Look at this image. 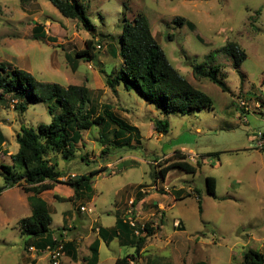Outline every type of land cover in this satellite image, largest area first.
Returning <instances> with one entry per match:
<instances>
[{
	"label": "rangeland",
	"instance_id": "rangeland-1",
	"mask_svg": "<svg viewBox=\"0 0 264 264\" xmlns=\"http://www.w3.org/2000/svg\"><path fill=\"white\" fill-rule=\"evenodd\" d=\"M77 1L90 22L88 30L62 16L49 0H0V62L30 72L40 81L85 84L94 103L109 104L117 116L139 129L138 138L128 145L114 143L109 129L93 126L80 133L73 156L56 160L62 173L99 170L91 178L93 200L74 203L46 195L50 230L55 235L60 231L63 241L70 237L77 243L76 260L64 254L60 264H85L95 227L114 224L116 210L129 197H136L142 186L147 191L144 196L150 197L142 205L137 200L134 204L140 221L155 232L146 239L135 264H240L249 248L264 255V150L250 147L256 132L264 130V115L256 106L264 103V0ZM139 13L148 19L171 64L210 97L211 109L164 114L135 90L119 86L112 92L106 86L99 70L109 72L122 61L108 53L109 44L119 49L122 24ZM175 17L183 19L181 25L173 23ZM35 25L42 29L39 38L32 34ZM91 35L96 58L86 62L74 52ZM229 42L246 53L238 68L223 50ZM195 64L205 69L217 65L218 77L229 91L207 78H195ZM13 98L0 96V131L5 141L0 163H12L6 153L17 151L15 136L22 124L36 127L50 122L44 103L29 104L22 112ZM156 119L168 121L166 134L155 130ZM174 150L183 151L191 163L203 158L202 164L194 175L171 169L153 189L152 174L158 170L153 159L165 165ZM2 173L0 169V264H51L47 251L25 248L27 237L20 233L17 221L31 212L27 193L17 185L3 188ZM208 176L216 181L215 196L206 191ZM65 188L59 186L60 194H65ZM168 194L176 199L169 206L151 202ZM80 205L91 211L80 210ZM174 220H179L177 227ZM101 241L97 264H113L116 257L133 252L117 237L108 244Z\"/></svg>",
	"mask_w": 264,
	"mask_h": 264
},
{
	"label": "trees",
	"instance_id": "trees-1",
	"mask_svg": "<svg viewBox=\"0 0 264 264\" xmlns=\"http://www.w3.org/2000/svg\"><path fill=\"white\" fill-rule=\"evenodd\" d=\"M49 1L65 18L76 20L87 30L90 28L84 7L77 0ZM182 20L180 17H175L173 23L181 25ZM41 32V27L37 25L33 27V37L39 38L41 35L38 33ZM95 42L94 35H91L90 38L85 39L84 47L75 51L74 55L86 62L94 60L96 58ZM109 47L108 53L112 57L122 59L117 66L111 67L109 72H105L103 68L99 70L104 73L105 84L112 92H115L119 86L126 91L135 90L142 98L160 108L164 114L171 112L189 114L194 110L212 108L210 97L194 87L171 64L152 34L145 15L139 13L132 21L123 23L119 49L117 47L115 49L111 44ZM223 50L232 57L234 68H238L246 58L245 51L235 42H229ZM192 73L195 78H207L222 91H229L225 82L218 77L219 67L217 65L205 69L203 64H195L192 66ZM5 94L15 97L11 100L15 101V107L22 112L29 104L42 102L50 115L48 124L40 123L36 127L22 124L20 132L15 136L17 151L9 155L12 163H0V169L3 172L1 177L5 182L3 188L17 185L24 192L31 193L27 198L31 212L17 221L20 233L27 237L23 241L24 246L26 248L32 245L38 250H43L47 245H55L56 241L53 237L57 236L61 239L62 234L58 231L55 235L50 230L51 217L48 204L39 196V193L52 188L55 183H62L73 189V195L70 197L55 195L58 201L68 200L74 203L81 199L90 201L93 195L91 178L99 172V170H94L87 174H78L79 177L76 178L77 175L62 173L58 169L56 160L59 157L69 159L73 156L75 143L80 133L93 126L109 129V132L113 133L114 143L123 142L128 145L138 138V129L117 116L109 104L94 103L90 89L85 84L63 86L54 82L40 81L30 72L17 67L9 68L5 62H0V96ZM154 125L160 134H166L169 130V123L165 119L154 120ZM262 133L264 136V130ZM3 141L4 138L0 131V150ZM105 149L106 147L103 146L102 153ZM259 149L264 150V146ZM85 156L87 158V152ZM171 158L166 161L165 165L159 163L161 159H153L158 166V170H154L152 174L154 185L158 180L164 181L171 169H179L194 175L202 164L200 159H203L200 158L195 163H191L181 150H175ZM64 176L66 178L60 180ZM215 185L216 181L213 177L205 178L208 194L215 196ZM139 195L143 196L141 193ZM138 198H134V201L139 200ZM197 198V208L201 214L202 205L199 196ZM145 228V235L136 236L129 224L124 222L120 216L116 217L112 227L108 229L98 227V236L105 243L108 244L114 237H117L121 245L133 247V252L117 257L113 264H129L128 258L134 260L138 258L146 239L155 232V229L148 223ZM99 238L90 244V253L84 257L85 264L97 263ZM63 243L65 254L71 255L70 258L75 260L77 256L74 243L72 241H63ZM69 249L73 254H69ZM240 264H264V255L257 250L246 249L242 253Z\"/></svg>",
	"mask_w": 264,
	"mask_h": 264
},
{
	"label": "built area",
	"instance_id": "built-area-1",
	"mask_svg": "<svg viewBox=\"0 0 264 264\" xmlns=\"http://www.w3.org/2000/svg\"><path fill=\"white\" fill-rule=\"evenodd\" d=\"M99 47V46H98ZM241 104L244 107L245 111H249V108L246 106V104L244 102H241ZM257 108H259V112L261 114L264 115V103H261V105L257 104L256 105ZM255 147H263L264 146V136L261 130L257 131L255 134ZM152 188L155 189L156 186L152 185ZM139 193L141 194H145L147 191L145 188L140 187L138 190ZM80 210L82 211H87L90 212L91 208L86 207L81 205L79 207ZM122 219L124 222L128 223L129 226L132 228L133 234L136 236H143L146 234V222H141L139 219V212L137 210V207L134 204V198H131L127 201L126 203V208L124 211V214L122 216ZM179 225V220H174L173 221V226L177 227ZM53 240L56 241V244L51 246V245H47L45 247V251H47L48 255H49V260L51 262V264H60V260L62 259L63 255L65 254L64 252V243L62 239H58L57 236L53 237ZM29 250L30 251H42V250H38L35 248V246H29ZM128 263L129 264H135L134 259L132 258H128Z\"/></svg>",
	"mask_w": 264,
	"mask_h": 264
},
{
	"label": "crops",
	"instance_id": "crops-1",
	"mask_svg": "<svg viewBox=\"0 0 264 264\" xmlns=\"http://www.w3.org/2000/svg\"><path fill=\"white\" fill-rule=\"evenodd\" d=\"M154 123V122H153ZM131 125H133V124H131ZM135 126V125H134ZM137 127V126H136ZM154 127H155V125H154ZM137 129H138V127H137ZM156 130V129H155ZM138 133H139V129H138ZM253 138V137H252ZM254 141H256V139H252V142H254ZM4 143H5V141H3V143H2V145H4ZM2 147V146H1ZM252 149H257V148H255V143L254 144H252V146H250ZM258 150V149H257ZM175 151V150H174ZM173 151V152H174ZM260 151V150H259ZM7 154V157L10 155V152H7L6 153ZM107 171H109V170H107ZM170 171V170H169ZM78 175L77 173H75V172H73V171H68V172H66V175ZM168 174V173H167ZM166 177H167V175H166ZM66 178V176H64V177H61L60 178V180H64ZM60 185H62V186H65V187H67V188H65V194H60V189H59V186ZM143 187V186H142ZM215 187H216V185H215ZM49 195L52 199H55V200H57L56 198H55V195H58V196H63V197H70V196H72L73 195V189L71 188V187H69L68 185H66V184H62V183H55L54 185H53V187L52 188H50V189H46V190H43L42 192H40L39 193V196L41 197V198H43L45 201H46V195ZM29 195H31V193H27V198H28V196ZM138 196H139V198H138ZM164 196H166V198L165 199H162V196H160L159 198L158 197H154L153 199H152V203L153 204H156L158 207H160V206H162L163 208H164V205H167V206H169V204H168V202H170L171 204H173L175 201H176V199H175V197H172V198H169V194L168 195H164ZM147 197H150V196H144V194H143V196L142 195H139V192H138V194H136V197H132V198H138L139 200H137V205H142V203L143 202H145L146 200H147ZM94 199V196H92V198H91V200H93ZM129 199H131V197H129L128 199H127V201L129 200ZM47 202V201H46ZM127 203V202H126ZM48 204V203H47ZM126 204H123V206H122V208L119 210V209H117L116 211L118 212H116L117 214H116V217H122L123 216V213H124V211H125V208H126V206H125ZM81 206V205H80ZM79 206V207H80ZM83 206H85V205H83ZM90 208V207H89ZM63 213H65V218H66V214H67V212L65 211V212H63ZM115 220H116V218H115ZM182 221V220H181ZM183 222V221H182ZM66 224H69V223H71V222H68V221H66L65 222ZM114 224H115V222H114ZM114 224H111L110 226H101V227H103V228H106V229H108V228H110V227H112ZM100 226H96L95 227V234H94V238H93V240L91 241V243L95 240V239H97V238H99V236H98V227H100ZM67 241H72L73 243H74V251L76 252V256H77V247H76V245H77V243L72 239V238H70L69 237V239L67 240ZM99 246H100V244H101V239L99 238ZM90 243V244H91ZM90 244L88 245V248H89V246H90ZM69 251H70V253L69 254H73V252H72V250L71 249H69ZM99 251V250H98ZM99 253V252H98ZM67 257H70L68 254H65ZM88 256V255H87ZM86 255L84 256V257H87ZM77 258V257H76ZM117 258V257H116ZM115 258V259H116ZM115 259H114V261H115ZM76 260V259H75ZM97 263H98V261H97ZM96 263V264H97ZM114 263V262H113Z\"/></svg>",
	"mask_w": 264,
	"mask_h": 264
},
{
	"label": "water",
	"instance_id": "water-1",
	"mask_svg": "<svg viewBox=\"0 0 264 264\" xmlns=\"http://www.w3.org/2000/svg\"><path fill=\"white\" fill-rule=\"evenodd\" d=\"M76 178L79 177V175L75 176Z\"/></svg>",
	"mask_w": 264,
	"mask_h": 264
}]
</instances>
